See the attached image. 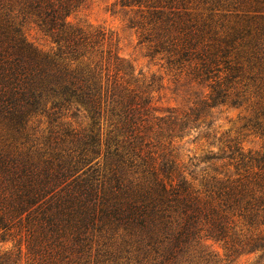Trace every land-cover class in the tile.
Here are the masks:
<instances>
[{
    "label": "trees",
    "instance_id": "obj_1",
    "mask_svg": "<svg viewBox=\"0 0 264 264\" xmlns=\"http://www.w3.org/2000/svg\"><path fill=\"white\" fill-rule=\"evenodd\" d=\"M85 2L0 0V264H264V150L198 123L264 138V0L110 4L187 105L164 115Z\"/></svg>",
    "mask_w": 264,
    "mask_h": 264
},
{
    "label": "rangeland",
    "instance_id": "obj_2",
    "mask_svg": "<svg viewBox=\"0 0 264 264\" xmlns=\"http://www.w3.org/2000/svg\"><path fill=\"white\" fill-rule=\"evenodd\" d=\"M113 1L86 0L83 7L70 19L83 25L101 26L112 34L120 57L131 64L134 74L147 85L152 102L161 114H167L171 108L185 109L187 105L181 101V94L160 67L159 61L147 56L146 46L140 44L137 33L128 28L126 17L123 14H113L109 10ZM25 37L39 48L47 49L49 47L47 40L34 27L27 26L25 28ZM242 116L243 111L239 108L220 106L210 109L209 116L203 120L201 118L198 123L212 121V131L209 130L211 136L223 135L230 139H236L245 150H264V138L244 128ZM211 136L209 141L212 139ZM186 147L191 152L201 155V150H205L208 144L205 139L197 138L194 143L186 144ZM213 149L217 150V147L215 146ZM10 247L11 243L0 242V251ZM251 259V256L244 257L241 264H248Z\"/></svg>",
    "mask_w": 264,
    "mask_h": 264
}]
</instances>
